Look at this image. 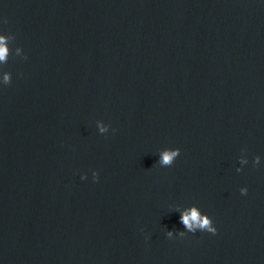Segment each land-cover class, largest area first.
<instances>
[{"label": "water", "instance_id": "95a60500", "mask_svg": "<svg viewBox=\"0 0 264 264\" xmlns=\"http://www.w3.org/2000/svg\"><path fill=\"white\" fill-rule=\"evenodd\" d=\"M0 47V264H264V0H0Z\"/></svg>", "mask_w": 264, "mask_h": 264}, {"label": "clouds", "instance_id": "9594fccd", "mask_svg": "<svg viewBox=\"0 0 264 264\" xmlns=\"http://www.w3.org/2000/svg\"><path fill=\"white\" fill-rule=\"evenodd\" d=\"M6 55V49L3 47H0V60L4 59ZM6 81L8 77L5 78ZM101 132H105L106 129L101 127L100 129ZM180 155V149L176 148L174 151H165L161 155V160L160 163L162 165L166 166H172L176 158ZM259 157H257V160ZM93 178L98 182L99 180V173L98 172H93ZM82 179H86V177H82ZM248 192L247 188H242L241 189V194L246 195ZM182 223L189 229L192 230L193 232L195 231V228L193 227V223L203 230H206L207 232H210L212 234H216L218 229L216 227L212 226V221L207 218V216L201 218L195 208L191 210V213H184L181 217ZM191 221V222H190ZM172 233L169 232L168 236L171 237Z\"/></svg>", "mask_w": 264, "mask_h": 264}]
</instances>
